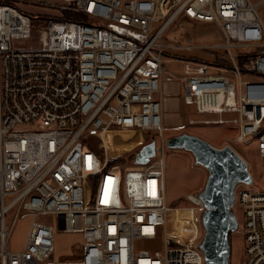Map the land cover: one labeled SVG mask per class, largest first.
<instances>
[{
  "label": "built area",
  "instance_id": "built-area-1",
  "mask_svg": "<svg viewBox=\"0 0 264 264\" xmlns=\"http://www.w3.org/2000/svg\"><path fill=\"white\" fill-rule=\"evenodd\" d=\"M62 3L0 0V264H204L198 195L174 209L166 204L162 103L164 85L175 80L170 62L182 65L183 104L216 117L188 124L231 128L234 142L254 143L263 162L261 187L247 168L251 183L234 188V205L242 211L244 264H264V0ZM16 4L50 14L32 18ZM55 11L83 21L54 19ZM179 18L214 23L223 43L165 41ZM24 40L32 45L13 47ZM184 50L207 52L215 63L168 55ZM151 142L155 157L136 165ZM123 155L133 157L129 167L116 161ZM47 216L58 218L62 232L81 235L75 262L48 261L55 229L40 221ZM25 218L24 246L11 251L13 226ZM159 230L161 252L134 249L136 239L155 240Z\"/></svg>",
  "mask_w": 264,
  "mask_h": 264
},
{
  "label": "rangeland",
  "instance_id": "rangeland-1",
  "mask_svg": "<svg viewBox=\"0 0 264 264\" xmlns=\"http://www.w3.org/2000/svg\"><path fill=\"white\" fill-rule=\"evenodd\" d=\"M45 3L62 5V0H44ZM15 8L20 12H25L32 18L38 17V15H49L46 9L42 7H35L31 5H19L16 4ZM259 15L262 17L264 22V5L259 8ZM51 16L54 19H63L67 17L58 11L52 12ZM164 40L171 42L179 46H190V47H207L213 45H221L223 43V37L220 30L214 23H195L184 18H179L175 21L165 33ZM32 45L31 41H15L13 47L16 49H24ZM209 53H216L221 55L222 50L213 49L208 50ZM171 59L184 60L192 59L197 61H202L206 63H215V58L208 56L206 54H197L189 51L181 52H169L168 54ZM166 70L173 75L175 78L174 82L170 83L169 87L165 88L163 92L164 104L167 101L168 105L165 109V115H168L175 121H181L183 126L181 128L164 127L163 136L165 140L172 139L175 136H169L172 132L181 131L182 134H190L199 139H203L205 142L210 144L213 148L221 149L228 145L233 149V151L245 162L247 163L248 171L253 177L255 183V188H260L263 183L262 177V167L263 162L259 160L256 152L254 143L250 145H238L234 142V132L233 130L221 127L218 125H195L190 126L188 120H213L216 117L200 115L197 116L194 111V107L190 105H184L182 101L183 92H180L178 88V78L182 75V65L181 63L170 62L166 64ZM178 85V86H176ZM170 116V117H169ZM177 125V124H176ZM23 129V128H22ZM188 132V133H186ZM180 135V134H179ZM151 141H155L158 147L159 136L155 133L148 134ZM97 144V141H94ZM97 151V150H96ZM165 151V180H166V204L169 208L174 209L176 206L187 205L186 197L188 194L199 195L203 191L204 185L207 180V172L203 167L194 164L193 156L190 152H185L183 150H169L164 148ZM98 152V151H97ZM131 155H123L117 158V162L121 164V167H129L132 164ZM7 201H9L7 199ZM232 214H234L235 220L237 221L238 228L235 232L231 233L229 236V250L230 259L229 264H244V244L243 235H241L240 227L242 225V211L239 206H232ZM11 219V215L6 216V224L8 225ZM31 218L18 219L14 226L12 234L8 240V248L11 251L21 250L24 246V240L28 232V226L30 224ZM42 223H46L55 229L54 236V249L52 258L48 260L49 262H75L78 259L79 252L83 245V240L81 235L74 233H64L58 229V218L55 216H47L40 219ZM163 248V238L160 230L156 236L155 240H140L136 239L134 241V249L136 251H149V252H161Z\"/></svg>",
  "mask_w": 264,
  "mask_h": 264
},
{
  "label": "water",
  "instance_id": "water-1",
  "mask_svg": "<svg viewBox=\"0 0 264 264\" xmlns=\"http://www.w3.org/2000/svg\"><path fill=\"white\" fill-rule=\"evenodd\" d=\"M165 146L169 150L190 152L194 164L206 170L207 180L198 195L205 208L200 218L204 238L198 249L203 253L204 264H229V235L238 228L232 214L234 188L239 183H251L247 164L232 149H215L203 139L189 134L172 137ZM155 154L154 142L146 144L136 155L134 163L144 165Z\"/></svg>",
  "mask_w": 264,
  "mask_h": 264
},
{
  "label": "crops",
  "instance_id": "crops-1",
  "mask_svg": "<svg viewBox=\"0 0 264 264\" xmlns=\"http://www.w3.org/2000/svg\"><path fill=\"white\" fill-rule=\"evenodd\" d=\"M170 85H172V84H166V85H164V87H163V92L165 91V88L166 87H169ZM179 85V86H178ZM178 85H176V86H178V88H180V92H182V87H181V85L180 84H178ZM164 98H163V103H162V107H163V116H162V122H164V127L166 126V127H168L169 129H172V127H176V126H178V128H181L182 126H183V123H181V121L179 120V121H175V120H173L170 116V119L168 118V115H165V109H166V107H167V105H168V103H167V101L165 102V104H164ZM168 108V107H167ZM189 120H191V119H189ZM177 124V125H176ZM186 133H188V132H186ZM181 135L182 133H181V131H178V132H172V134H169V136H178V135ZM190 135V134H189ZM225 146H228V145H225ZM228 147H230V146H228Z\"/></svg>",
  "mask_w": 264,
  "mask_h": 264
},
{
  "label": "trees",
  "instance_id": "trees-1",
  "mask_svg": "<svg viewBox=\"0 0 264 264\" xmlns=\"http://www.w3.org/2000/svg\"><path fill=\"white\" fill-rule=\"evenodd\" d=\"M65 20L69 19V20H73L74 22H79L81 23L83 20L82 18L78 17V16H71V15H67V17L65 18Z\"/></svg>",
  "mask_w": 264,
  "mask_h": 264
}]
</instances>
